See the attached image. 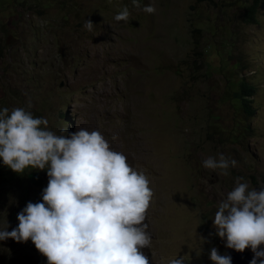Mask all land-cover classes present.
<instances>
[{"label": "rangeland", "instance_id": "rangeland-1", "mask_svg": "<svg viewBox=\"0 0 264 264\" xmlns=\"http://www.w3.org/2000/svg\"><path fill=\"white\" fill-rule=\"evenodd\" d=\"M254 2L0 0V110L25 108L58 135L99 131L146 174L149 264L177 256L213 264V246L232 250L215 235L217 203L236 177L264 188V0L248 24ZM147 5L155 13L142 11ZM124 7L129 20L116 21ZM242 80L254 88L251 117L240 106ZM221 153L238 162L228 175L202 166ZM0 171V229L11 231L28 202H42L49 178L46 169L16 173L2 159ZM0 264L48 261L30 239H8Z\"/></svg>", "mask_w": 264, "mask_h": 264}, {"label": "clouds", "instance_id": "clouds-1", "mask_svg": "<svg viewBox=\"0 0 264 264\" xmlns=\"http://www.w3.org/2000/svg\"><path fill=\"white\" fill-rule=\"evenodd\" d=\"M133 4L140 7L137 0ZM142 11L153 14L156 9L147 5ZM129 17L124 7L115 20L127 22ZM94 26L91 20L83 25L89 32ZM0 159L16 173L46 169L49 178L42 202H28L17 215L16 228L8 231L7 223L0 229V241L30 239L48 264H149L142 249L152 242L145 223L153 197L150 182L123 153L112 150L99 131L63 129L58 135L46 118L34 117L25 108L10 113L3 108ZM237 165L222 153L202 162L223 175ZM242 181L236 177L235 187L217 203L213 228L227 248L241 253L251 249L250 264H264V188H250ZM177 257L168 264H185ZM210 259L213 264H232V257L219 254L215 246Z\"/></svg>", "mask_w": 264, "mask_h": 264}, {"label": "trees", "instance_id": "trees-1", "mask_svg": "<svg viewBox=\"0 0 264 264\" xmlns=\"http://www.w3.org/2000/svg\"><path fill=\"white\" fill-rule=\"evenodd\" d=\"M256 12H257V0H255L254 4L246 8L245 22L248 24H255ZM239 89H240V106L242 107L243 112L251 117L255 112L251 106L252 101L250 100V98L254 95V88L250 84L242 80L239 84ZM1 173L2 172L0 171V179H4L5 175L3 176V174ZM6 179L7 178H5L4 180L6 181Z\"/></svg>", "mask_w": 264, "mask_h": 264}, {"label": "water", "instance_id": "water-1", "mask_svg": "<svg viewBox=\"0 0 264 264\" xmlns=\"http://www.w3.org/2000/svg\"><path fill=\"white\" fill-rule=\"evenodd\" d=\"M226 254L232 257V264H250L252 256L248 252H237L234 249L229 250Z\"/></svg>", "mask_w": 264, "mask_h": 264}]
</instances>
